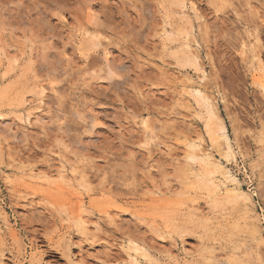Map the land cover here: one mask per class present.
I'll return each mask as SVG.
<instances>
[{
    "label": "rangeland",
    "instance_id": "1",
    "mask_svg": "<svg viewBox=\"0 0 264 264\" xmlns=\"http://www.w3.org/2000/svg\"><path fill=\"white\" fill-rule=\"evenodd\" d=\"M89 6L99 26L90 23ZM92 31L104 48L92 47ZM187 35L200 42L199 67L183 62ZM254 38L263 71L252 50L244 55L243 43L251 46ZM261 73L264 0H0V264H37L35 256L40 264H131L133 240L153 256L142 264H257L264 244L251 233L253 216L243 203L215 202L199 179L179 177L187 164L184 132L211 150L206 110L180 86L190 79L214 96L238 152L225 165L252 197L264 238V206L256 196L264 189V90L254 78ZM178 98L185 102L180 107ZM16 162L63 173L72 183L76 169L91 179L93 192L83 191L93 216L89 238L76 227L78 208L61 202L76 203L73 188L61 195L36 183L16 194L2 173L18 178ZM102 188L112 193L102 196ZM114 202L121 208L110 211L111 222L104 213Z\"/></svg>",
    "mask_w": 264,
    "mask_h": 264
},
{
    "label": "bare ground",
    "instance_id": "2",
    "mask_svg": "<svg viewBox=\"0 0 264 264\" xmlns=\"http://www.w3.org/2000/svg\"><path fill=\"white\" fill-rule=\"evenodd\" d=\"M184 8H187V6L185 4H184ZM190 10L193 12V14L196 16V18L198 20L201 21L203 19L202 16H199L197 8L195 7L194 4H190ZM88 14H89V18H90V23L95 24V25L96 24L98 25V23H101L99 20V17H98L99 13L95 9V7L89 6L88 7ZM189 17H190L189 14H184V16L181 19L186 20V18H189ZM165 23H166V25H169V23H167V22H165ZM186 23L184 22V24H186ZM91 34L93 37V41L91 40L93 42V46H92V44H91V46L93 48L94 47L95 48L103 47L104 43L101 40V34L97 33L96 31H92ZM176 34H178V33H176ZM172 35H170V36L168 35L169 36L167 38L168 41H172V39H173V37H171ZM176 37H177V35H176ZM258 38L253 39V40H255V43L251 42L252 43L251 46H249L248 43L247 44L243 43V48H244V55L247 53L248 50L249 51L252 50V53H251L252 57L254 60L255 59L258 60V63H257L258 68L260 70H262V63L260 62V57H259V54L257 52L258 50L256 51V49H258V47L260 48V46H261L260 45L261 42ZM183 48H184L183 62H185L187 65L190 64L192 66L194 65V66L199 67L200 61H201L200 54H199L200 42L196 38H194V37L192 38V36H191V38H189V36H188L186 38L185 44L183 45ZM45 53H46V51H45ZM41 55H42V53H41ZM43 56H45V55H43ZM2 57L8 58L9 55H7V53L4 52L2 54ZM44 58H46V57H44ZM15 62H18V59H14V63ZM32 62H33V60H32ZM90 62H91L90 59H87L86 67H85V69L83 68V70L87 71L90 69V67H91ZM11 66H13V64ZM197 67H196V69H197ZM199 70L201 71V74L203 76L202 80H205L207 76H206V72L202 69V66ZM39 71L37 72L36 69L35 70L33 69V74H34L36 80L38 78L39 79L42 78L41 76L39 77V74H38V73H40ZM111 71H110V74H111ZM113 73H115V72L112 71V74ZM257 76H258V78H256ZM254 78L259 83L261 89L264 90V73L254 75ZM181 83H182L180 86L181 92L185 93L186 95H188L190 97H193L195 99L197 105L206 110L208 117L206 119L205 127H206V133L208 136V140L211 144L210 145L211 150L208 151L205 149L204 144L206 142L203 141V138L198 137L197 135L194 136L193 133H189V132L185 133L184 132L181 136L183 138L182 140L184 141L183 142L184 146L186 147V155H185L184 159L186 160L187 164L186 165L184 164L185 167L183 165H181L182 166L181 168L184 167L182 170L179 167L180 168L179 171L181 170L179 172L180 179H182L183 181H186V182L189 180L195 179V178H197V180L199 179L200 180L199 186L206 188L209 191L210 198H213V200L215 202L222 203V204L230 203V202L231 203L232 202L233 203L234 202H242L244 209H245V213L247 215L249 214V216L251 215V217L253 216L252 222H251L253 225L251 233L253 234V236L256 237L255 239H257V242H259V244H264V238L260 234L259 228L256 224L257 219L254 218V214H253L254 211H253V207H252L253 206L252 197L246 191L241 190L240 181L238 180V178L233 176L231 171L226 167V165H230L232 162L237 161V153L238 152H236V150L234 148L233 141H232L230 135L228 134L227 127L219 115L218 109H217L215 102H214L215 101L213 98L214 96H211L210 93H208V90L205 86H203V85H200L198 87L194 86V84L190 81V79L188 81L186 80L185 82L181 81ZM178 92H179V89H178ZM39 95H40V93H39ZM3 96H1V97H3ZM1 97H0V99H3ZM180 98H182V97H180ZM178 100H179V98H178ZM179 101L180 102H178V103L176 102L178 104L177 107L179 105L181 106L185 103V102L182 103L183 100L181 101V99ZM22 104H23L22 105L23 108H26L30 104V102L28 100H24V103H22ZM176 113L180 114V112H176ZM23 119H24V114L22 113V115L19 117V121L22 122ZM28 119H30V118H28ZM141 124H142L143 129L145 130L146 133H149L151 131V128H150V125H149L147 119H144L141 122ZM149 143H150V141H149ZM152 144H154V143H152ZM237 148L239 149V152H240L241 149L238 145H237ZM240 153H242V152H240ZM16 164L18 166L15 165V167H17L18 174H20V176L18 178L11 176L7 171H2L5 182L10 187L14 188L16 194L19 193V195H20V194H22L23 191H28L29 189H32L31 185L36 184V183H46L50 187L52 186V188L57 190V192L61 195H65L67 193L65 190L66 187L73 188V191L70 192V195L72 196L71 198H73V200L76 199V203H72V199H69V198H64V199H62V201L61 200L60 201L62 202V204L63 203L64 204H67V203L72 204V207H74V209H75V207L78 208L75 211H80L78 216H77V220H76V227L79 231V235L83 236L84 238H89L91 236L90 235V226L92 223L93 216L91 213L88 212L89 211L88 208H90V207H87V205L84 202V192L83 191H85V193L86 192L87 193L93 192V188H92L93 183H92L91 179H89L86 174H84L83 172H82L83 174L76 173L77 169L75 171H72L74 174V178L72 179L73 183H72L71 180L67 179L66 176L63 175V173L60 175L58 173L59 176L55 177L52 173L50 174V173H44V172L38 171L34 168V166L33 167H30L29 165L27 166L24 164V162H18V163L16 162ZM197 165L203 166V172L202 173H198V171L195 172L196 169H194V168ZM9 167H11V165ZM80 168H81V166H80ZM77 175H79L80 180H77ZM197 185H198V183H197ZM195 187L196 186L190 187V190L195 189ZM201 187H200V189H201ZM157 189L158 188H156V190ZM111 190L112 189H107V190L103 189V190L99 191V194L102 196H106V195L112 193ZM158 190H157V193H158ZM94 193H96V192L94 191ZM153 194H154V192H153ZM68 195H69V193H68ZM256 196L259 200V203L264 206V189L262 187H260L258 189ZM61 198H63V197L61 196ZM109 201L111 202V199ZM61 202L58 203V205H61ZM112 204L115 205V202ZM214 204L216 205V203H214ZM114 205H113V209L111 206V208L105 209V213H104V216L107 219H109L111 222H113V220H114V218L112 216L113 214L111 215V212L112 211H115V212L120 211L119 210L120 206H117V204H116L114 207ZM158 207H159V205H158ZM191 209L194 211L199 210L198 208L195 207V205H193V206L191 205ZM4 224H5V226H9V224H10L9 219L6 216L4 217ZM127 252H128L127 256L130 259L131 264H142V259L150 260L153 258L151 253L146 251L142 245H140L138 242H136L134 240L130 242ZM169 255H170V253L168 254V256ZM168 259L170 261H175L173 259V257H171V255L168 257ZM34 262L37 264H40L41 258L40 257L38 258L35 256ZM256 263L257 264H264V257L262 255V251L260 248H258L256 251ZM104 264H108V263L104 262ZM211 264H220V263H218L217 261L214 260V261H211ZM224 264H226V263L224 262Z\"/></svg>",
    "mask_w": 264,
    "mask_h": 264
}]
</instances>
